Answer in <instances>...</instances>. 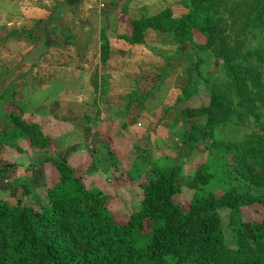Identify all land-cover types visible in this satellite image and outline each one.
I'll return each instance as SVG.
<instances>
[{
    "label": "trees",
    "instance_id": "16d2710c",
    "mask_svg": "<svg viewBox=\"0 0 264 264\" xmlns=\"http://www.w3.org/2000/svg\"><path fill=\"white\" fill-rule=\"evenodd\" d=\"M263 18L264 0H178L148 16L122 15L124 33L117 37L128 44H141L147 31H158L167 33L175 45L190 42L196 88L199 80L205 81L198 69L199 54L212 48L221 58V70L233 81L238 101L252 108L243 82L246 70L237 58L253 54L260 58L264 46L242 51L239 41L229 46V33L223 27L227 19V27L239 24L251 29L261 25ZM58 31L67 45L73 34L66 27ZM12 32L0 35V43ZM21 32L35 41L31 30ZM200 36L204 40L196 42ZM108 52L103 27L99 62L108 58ZM9 92L4 101L7 92L0 93V148L30 153L49 150L52 141L42 124L25 115L13 100V91ZM204 93L205 103L178 108L180 122L189 124L180 136L188 149L203 138H214L212 126L231 110L211 87ZM181 94L188 96L189 91L182 88ZM145 96L131 92L125 99L142 102ZM180 100V96L175 98L174 108ZM200 116H205L206 128L190 120ZM225 147L229 156L225 164L218 163L213 171L205 159L195 165L191 177L196 186L184 198L180 197L181 161L164 157L167 162L155 164V177L138 182L139 206L122 219L108 208L111 195L92 182L85 184L80 168L65 158L54 163L37 161L47 162L50 170L42 187L43 199H37L25 176L14 181L18 195L12 201L0 199V264H264V210L251 207L264 206V137L247 135ZM223 166L234 173V180L227 181ZM213 176L226 180L217 193L204 186ZM220 207L228 210L232 246L225 242Z\"/></svg>",
    "mask_w": 264,
    "mask_h": 264
},
{
    "label": "crops",
    "instance_id": "0c3cea01",
    "mask_svg": "<svg viewBox=\"0 0 264 264\" xmlns=\"http://www.w3.org/2000/svg\"><path fill=\"white\" fill-rule=\"evenodd\" d=\"M137 1L0 0V28L15 31L0 43L1 53L3 51L6 55V50L9 51L4 64L0 66L2 75L15 76L0 87V92L8 93L11 89L13 100L23 107L24 114L41 123L43 132L52 141L49 150L35 151V159L29 160L33 164L28 168V172H31L28 179L31 188L36 183L33 179L41 181L45 171L46 176L50 171L47 162L37 161L47 159L54 163L65 158L70 165L83 171L94 163V153L100 148V138L103 141H110V137L113 141L118 139L119 146H124L131 139L130 143L136 141L138 133L145 132L142 114L139 116L137 113L136 119L132 118L131 121L126 114L133 103L125 102L122 108H118L120 111L116 117L112 116L113 108L109 106H120V101L125 100L123 96L131 88L132 79L139 76L140 70L148 68L147 64L154 60L161 61L159 55L151 54L156 48L147 45V36L151 32L164 33L147 31L143 43L128 44L117 37L124 33V25L117 19L118 15L124 14L130 18H138L142 14L148 16L177 0H168L169 3L165 5L158 1L147 4L145 8H140ZM60 27L68 28L73 34L67 45L58 31ZM103 27L109 41V52L108 58L99 62V31ZM52 28H55L54 32ZM21 30H31L32 37L39 44L45 42V46L42 45L44 49L35 57L34 63L32 59L29 62L19 59L21 54L29 50L32 40H27ZM141 47L143 52L139 51ZM124 80L127 81V87ZM133 80L135 82L136 79ZM103 91L105 94H100ZM163 106L164 101L160 107ZM166 112L163 111L162 118ZM101 113L102 117L99 118ZM155 115L156 112L149 116L152 118ZM124 120H129V124ZM121 121L128 124L127 129L125 127L128 137L119 139L114 136ZM87 145L90 151L85 149ZM111 147L115 149L114 155L119 164L120 156L123 154L122 159L126 156L115 144ZM129 148L126 147L127 150ZM39 167L41 172H38ZM8 178L10 181L11 177Z\"/></svg>",
    "mask_w": 264,
    "mask_h": 264
},
{
    "label": "rangeland",
    "instance_id": "374dc122",
    "mask_svg": "<svg viewBox=\"0 0 264 264\" xmlns=\"http://www.w3.org/2000/svg\"><path fill=\"white\" fill-rule=\"evenodd\" d=\"M159 1L161 2L156 0V3H161V5L169 3L168 0ZM154 2L155 1L150 2V0L137 1L139 5H141V3L147 5ZM174 3H176V1L170 3V5ZM129 5L130 3L128 6ZM118 17L117 20L122 22L123 20L120 19L122 15H118ZM225 20L228 24L227 19ZM227 24H225L223 30L229 33V46H232V44L238 41L241 42L242 45L241 51L247 47L264 46V18L261 25L251 29L240 28L239 24L227 27ZM8 32L6 27L0 28V35ZM11 34L12 33H9L4 40ZM26 39L28 40L29 37L27 36ZM147 40V45L156 48L151 54L159 55L161 61L154 60V62L147 64L149 65L148 68L141 69L139 76L133 78L137 80L136 84L132 79L133 83L130 86L131 88L123 97L125 98L126 95H129L131 92H134L135 96H145L146 93L148 94L144 97L142 102H138L135 99H125L123 102L120 101L122 104L116 108H114L112 104L109 106L113 108L112 116L116 117L120 111L118 108H122L125 102L130 101L129 103H133V105L130 104L126 114L128 118H130V121L132 118L136 119V116H141L142 114L143 119L141 121L145 126V132L138 133L139 136H136V138H139H137L136 141L133 140L130 143L131 139L129 143L125 142L124 146H119V140L113 141L111 137L110 141L104 139L105 145L104 142H99L101 140L103 141V139L100 138L98 141L100 148L98 152L94 153V163H91L92 165L90 168L83 170L84 183L87 184L92 182L111 195L108 208L114 215L121 219L127 217L131 211L137 209L140 200L138 182L143 178L155 177V164L167 162L168 160H165L164 157H168L174 161H181V175L179 178V184L181 186L180 197L184 198L190 192L191 188L196 186L191 176L195 165L199 161L203 159L209 161L208 164L211 165V171H213L212 168L218 163L224 162L225 164V161L228 162V149L225 147L227 143L238 142L247 135L252 134L264 137V51L259 53L260 58L255 54L245 59H242V56L237 58L239 65L246 70L243 82L244 88L248 92V97L250 98L251 108L246 105L245 102L238 101L235 95L233 81L221 70V58L216 56L212 48H206L199 54L200 63L198 69L200 74L205 77V81L199 80L196 88L197 75L194 69L195 56L190 42L175 45L167 33L160 35L152 32L150 34L148 33ZM152 40H156V42H151ZM203 40V36H200L196 39V42H202ZM42 45L43 44H39L37 40L33 41L32 39L29 50L21 54V57L19 56L20 61L26 60L29 62V59H32L34 63L36 54L42 49ZM130 49L131 48L128 49L129 52L131 51ZM139 51L143 52V47L139 48ZM8 52L9 51L6 50V55L9 54ZM13 54L17 53L13 52ZM6 55L5 52H0V66L4 64L3 61L7 58ZM1 68L0 87L3 85L5 86V84L9 82V78L15 77L13 74L3 76ZM94 79L97 80V78H93V80ZM91 82L94 83V81ZM201 82L203 83L201 84ZM123 83L125 86L127 85L126 80H124ZM210 87L229 103L231 107L230 113L226 118L223 116L221 120L212 126V136H214V138H203L200 144H197L192 149H188L185 144L181 142L180 136L182 130H187L189 128V124L180 122L178 118V108L186 104L198 105L205 103L207 101V95L204 91H207ZM164 88H167V90L163 92ZM182 88L189 91L188 96L181 94ZM132 89H135V91ZM9 91L1 99L2 101L10 96ZM161 91L163 94H159ZM103 92L100 94H105V92ZM179 96L181 100L178 104H175L176 107L174 108L173 104L175 98ZM163 101L165 102V106L161 108L160 106ZM166 104L169 107H167ZM141 108L143 110H141ZM163 111L166 113L162 118ZM155 112L156 115L150 118L149 115ZM137 113L138 115H136ZM146 116H148V118ZM101 117L102 113L101 116L99 115V118ZM129 120H127V122L124 121L129 124ZM190 120L195 125L204 126V128H206L205 116L194 117ZM125 122H120L116 136L114 137L119 139L128 137L125 132L128 124ZM114 144L117 149L121 148V151L126 156L125 158L123 157V159V154L120 156L119 161L121 162H119V164H117V159L114 155L115 149L111 147ZM127 146H130L128 150L126 149ZM85 149L91 150L88 145ZM33 154L34 153L30 152H17L13 148H0V199L12 201L18 195L17 186L14 184V181H21V178L24 176L28 179L31 177V172H28V168L33 165L29 162V160L33 161ZM39 169L40 171L38 170V172H41L40 167ZM223 169H226L225 175L227 176V181H229L228 179L234 180V173L231 172L229 167L226 168V166H223ZM46 173L47 171H45L41 181L33 179V181L36 180V183H34L32 189L34 193L39 196L37 198L38 200L43 199L41 198V193ZM8 175L11 177L10 181ZM225 181L224 177L217 178L213 176L204 186L217 193ZM251 207H257L261 212L264 210V206L259 204H252ZM218 213L221 218V227L226 245L232 246V236L227 221L228 210L220 207Z\"/></svg>",
    "mask_w": 264,
    "mask_h": 264
}]
</instances>
